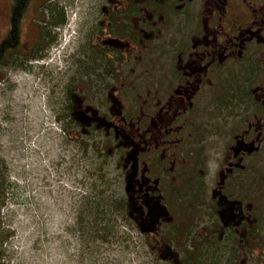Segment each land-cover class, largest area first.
I'll return each instance as SVG.
<instances>
[{"label":"flooded vegetation","instance_id":"obj_1","mask_svg":"<svg viewBox=\"0 0 264 264\" xmlns=\"http://www.w3.org/2000/svg\"><path fill=\"white\" fill-rule=\"evenodd\" d=\"M28 3L8 0V28L16 10V55L43 58L21 38ZM59 3L41 2L46 42ZM80 14L59 120L116 153L123 218L159 257L264 264V0H87Z\"/></svg>","mask_w":264,"mask_h":264},{"label":"rangeland","instance_id":"obj_2","mask_svg":"<svg viewBox=\"0 0 264 264\" xmlns=\"http://www.w3.org/2000/svg\"><path fill=\"white\" fill-rule=\"evenodd\" d=\"M59 1L66 25L51 28L45 58L0 66V264H165L152 250L158 242L123 218L116 153L72 138L59 120L61 86L75 71L71 33L87 0ZM41 2L29 0L23 18L30 49L49 25ZM7 3L0 0V39ZM261 254L254 248V257Z\"/></svg>","mask_w":264,"mask_h":264},{"label":"trees","instance_id":"obj_3","mask_svg":"<svg viewBox=\"0 0 264 264\" xmlns=\"http://www.w3.org/2000/svg\"><path fill=\"white\" fill-rule=\"evenodd\" d=\"M28 2H29V0H28ZM17 3H18V5H20L21 3L25 4V0H17ZM55 12L56 11L53 9L52 13L50 14L51 17H52V22L55 24V26L63 24L64 23V18H63L62 12L59 13V16H57L58 20H55L56 17L53 16L55 14ZM17 16H18V13H16V10H15L14 23H11V25L9 26V28L6 31L5 35L3 36L2 40L0 41V66L11 65L16 59L15 55H16L17 48L21 47L20 46V41H19L20 30H19L18 23H17V18H18ZM46 30H44V32ZM43 33H42V35H43ZM12 40L15 41L13 44L11 43ZM51 41L46 42V41H44L43 37L41 36V39L38 41V43H36V45L40 44L39 47H41V50H42L43 47L48 46V44ZM39 52H40V50H39ZM37 55L33 56V55L30 54V56L26 57L25 59L29 60V59L35 58V57H37ZM16 61H17V59H16ZM86 206L89 207V208L92 207L91 204H85V207ZM122 206L123 205H122V200H121V208H122ZM198 257H199L198 254L195 253L194 255L190 256L189 259L183 258L182 260H179L178 264H198L199 262L202 263V262L206 261V258H203L202 261L200 259L197 260ZM193 258L195 260L194 263H193Z\"/></svg>","mask_w":264,"mask_h":264},{"label":"water","instance_id":"obj_4","mask_svg":"<svg viewBox=\"0 0 264 264\" xmlns=\"http://www.w3.org/2000/svg\"><path fill=\"white\" fill-rule=\"evenodd\" d=\"M215 195H216V193L213 194V196H215ZM228 211H229V213H228ZM230 213H231V212H230V210H229L228 207H226V206H223V207H222V209H221V211H220V217H221V220H222V222H223L224 225H228V224H229L227 217L230 218V215H229ZM237 217H238V219L241 218L240 215H238ZM154 223H155V222H153V223L150 225L151 228L149 229V231L154 230V229H153V227H154ZM143 231H144V230H143ZM167 258H174V261H177V260H178V256H177L176 252L173 251V250L170 249V248L167 250L166 255L162 257V259H167Z\"/></svg>","mask_w":264,"mask_h":264},{"label":"bare ground","instance_id":"obj_5","mask_svg":"<svg viewBox=\"0 0 264 264\" xmlns=\"http://www.w3.org/2000/svg\"><path fill=\"white\" fill-rule=\"evenodd\" d=\"M35 102V101H34ZM36 110V109H35Z\"/></svg>","mask_w":264,"mask_h":264}]
</instances>
